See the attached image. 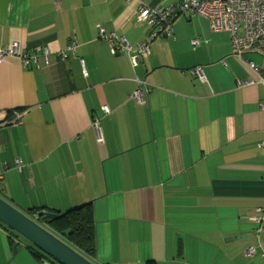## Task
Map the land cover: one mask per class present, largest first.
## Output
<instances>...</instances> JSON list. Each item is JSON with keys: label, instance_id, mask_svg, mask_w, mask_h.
I'll return each instance as SVG.
<instances>
[{"label": "crops", "instance_id": "crops-1", "mask_svg": "<svg viewBox=\"0 0 264 264\" xmlns=\"http://www.w3.org/2000/svg\"><path fill=\"white\" fill-rule=\"evenodd\" d=\"M176 1L0 0V47L51 50L0 63V195L26 213L91 202L96 264H264V87L230 32L180 16L136 66L105 38L149 40L139 7ZM243 58L264 72V56ZM51 260L0 224V264Z\"/></svg>", "mask_w": 264, "mask_h": 264}, {"label": "built area", "instance_id": "built-area-1", "mask_svg": "<svg viewBox=\"0 0 264 264\" xmlns=\"http://www.w3.org/2000/svg\"><path fill=\"white\" fill-rule=\"evenodd\" d=\"M194 15L207 18L213 30H228L230 32L233 54L255 70L258 75V82L264 87V72L256 69L252 61L243 58L247 52H255L264 56V0H179L166 7L141 5L137 13V19L151 25L149 40L142 41L133 47L125 37L118 36L115 33L106 34L105 38L109 42L112 52L124 51L130 53L133 66H136L141 58H146L150 54V40L172 33V22L176 18L180 16L192 17ZM76 45L74 40L71 41L65 49L58 51L56 56L60 59L66 58V54L69 51H74ZM38 52L44 57L46 64H49L51 50L47 46L38 47L36 53L30 54L21 51L19 43L14 42L7 47H0V63L10 56H18L26 66L32 63L37 64ZM193 72L199 77H203L201 66L194 68ZM136 80L138 86L132 92V97L138 102L144 103L145 94H148L152 87L143 79L137 78ZM255 83L256 81L253 79L238 80L239 86ZM261 106L264 108V100ZM104 110L109 111L107 106H104ZM15 117L18 118L19 115L17 114ZM99 140H102L101 135H99ZM260 146L264 150V139ZM18 166L20 168V164ZM0 177H2L1 172ZM258 211L259 214L254 219L262 225L256 233L264 227L263 215L260 214L263 209L260 208ZM255 251V247H249L247 254H253Z\"/></svg>", "mask_w": 264, "mask_h": 264}, {"label": "water", "instance_id": "water-1", "mask_svg": "<svg viewBox=\"0 0 264 264\" xmlns=\"http://www.w3.org/2000/svg\"><path fill=\"white\" fill-rule=\"evenodd\" d=\"M42 215L55 219L61 214L42 210L31 216L0 195V222L17 236L30 242L58 264H96L40 224L37 219ZM17 245H14L15 251Z\"/></svg>", "mask_w": 264, "mask_h": 264}, {"label": "trees", "instance_id": "trees-1", "mask_svg": "<svg viewBox=\"0 0 264 264\" xmlns=\"http://www.w3.org/2000/svg\"><path fill=\"white\" fill-rule=\"evenodd\" d=\"M248 60V59H245ZM44 207H32L29 209L28 214L31 216L36 215L38 212L45 210ZM52 211L53 210H47ZM59 214L55 219L48 218L46 216L38 217L37 221L50 229L54 234L67 242L70 246L75 248L86 258L95 262L97 254V239H96V219L94 215L93 204L86 202L78 206L70 208L68 211L61 212L55 211ZM2 226L10 231L14 236L17 234L9 229L5 224L0 222ZM29 248L36 254L46 256L41 250L32 245L29 242ZM181 252V246L180 251ZM251 255V254H248ZM48 257V256H47ZM52 261V260H51ZM54 262V261H52ZM55 264H58L54 262ZM148 264H155L153 261H149Z\"/></svg>", "mask_w": 264, "mask_h": 264}]
</instances>
